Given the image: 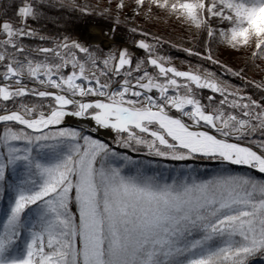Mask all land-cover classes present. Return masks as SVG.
I'll use <instances>...</instances> for the list:
<instances>
[{"label":"snow or ice","instance_id":"obj_1","mask_svg":"<svg viewBox=\"0 0 264 264\" xmlns=\"http://www.w3.org/2000/svg\"><path fill=\"white\" fill-rule=\"evenodd\" d=\"M256 260L264 0H0V264Z\"/></svg>","mask_w":264,"mask_h":264},{"label":"rangeland","instance_id":"obj_2","mask_svg":"<svg viewBox=\"0 0 264 264\" xmlns=\"http://www.w3.org/2000/svg\"><path fill=\"white\" fill-rule=\"evenodd\" d=\"M157 28L160 32H162L164 35L167 36H172V38L176 39L179 38L181 35L187 36V33H184L179 26L175 25V24H171V27L169 28H165V26L163 24L159 25V26H153L152 28ZM83 26L80 25L79 29H77V31L81 32L82 34H84L85 32L82 31ZM173 29H175L173 31ZM173 55H175V53H173ZM180 59H183V56L180 57ZM180 61L177 60V65H179ZM101 140H105L107 138H105L103 135L99 134L98 137ZM108 140V139H107ZM110 141V140H109Z\"/></svg>","mask_w":264,"mask_h":264},{"label":"bare ground","instance_id":"obj_3","mask_svg":"<svg viewBox=\"0 0 264 264\" xmlns=\"http://www.w3.org/2000/svg\"><path fill=\"white\" fill-rule=\"evenodd\" d=\"M101 26H103V25H101ZM77 29H79V27H78ZM82 31H84V32L86 33L87 29L83 26ZM100 134L103 135V136L105 137L103 131H102ZM105 138H107L108 140L111 139L110 137H105Z\"/></svg>","mask_w":264,"mask_h":264},{"label":"trees","instance_id":"obj_4","mask_svg":"<svg viewBox=\"0 0 264 264\" xmlns=\"http://www.w3.org/2000/svg\"><path fill=\"white\" fill-rule=\"evenodd\" d=\"M79 27V26H78ZM77 27V28H78ZM151 30H153V31H157L158 29L155 27V28H151ZM159 31V30H158ZM253 264H260V261L259 260H256V261H254L253 262Z\"/></svg>","mask_w":264,"mask_h":264}]
</instances>
